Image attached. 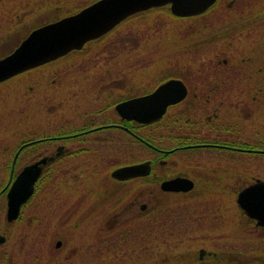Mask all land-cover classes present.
<instances>
[{
  "label": "flooded vegetation",
  "instance_id": "obj_1",
  "mask_svg": "<svg viewBox=\"0 0 264 264\" xmlns=\"http://www.w3.org/2000/svg\"><path fill=\"white\" fill-rule=\"evenodd\" d=\"M154 9L178 18L184 33L176 43L179 57L158 70V79L109 69L85 73L95 65L92 55L113 45L110 41L95 48L108 32L14 77L15 84L23 85L26 72L46 69L54 73L40 81L54 85L60 75L55 64L63 62L66 71L58 76L62 97H54L60 105L47 106L45 116L37 106L31 108L36 126L45 131L19 132L14 145L0 144L3 225L57 222L67 232L61 230L55 248L63 239L67 246L82 225H92L99 248L106 250L108 243L114 245L119 227L137 220L147 225L155 211L187 197L204 215L196 217L205 219L201 228L210 225L205 221L215 222L210 227H224L226 220L213 217L212 210L236 209L260 231L255 240L264 246V225L244 212V206L264 207V0H213L191 15H175L165 4L134 15ZM128 41L124 46L132 51ZM171 78L182 81L185 95L158 118L139 122L118 112V104L148 94ZM34 92L39 95L37 88ZM36 162L40 171L33 191L20 204L17 218L9 221V189L20 172ZM134 164H143L137 175H112ZM175 179L178 182L166 184ZM253 186L252 194L239 202L238 194ZM229 239L221 234L224 243ZM210 252L200 249L199 260L216 254Z\"/></svg>",
  "mask_w": 264,
  "mask_h": 264
},
{
  "label": "rangeland",
  "instance_id": "obj_2",
  "mask_svg": "<svg viewBox=\"0 0 264 264\" xmlns=\"http://www.w3.org/2000/svg\"><path fill=\"white\" fill-rule=\"evenodd\" d=\"M39 1L41 0H0V19H9L14 22L12 18L14 14L22 15L24 11L29 12L28 8L36 5V2ZM41 11L44 17L50 15L47 11ZM38 12L40 13V11ZM25 17L28 19L25 22L26 26L17 27L15 31L7 35L2 44L0 43V56L6 49L13 46L21 33L37 24L33 15ZM182 24L178 18L164 9H154L125 19L96 42V49L104 47L110 41H113L112 44H116V46L108 43L105 51L95 52L96 55H92L95 65L88 67L85 73L101 74L109 69L117 73L145 75L151 80L160 78V75L157 74L158 70L173 64L174 60L179 57L176 43L179 37L184 36L180 29ZM125 39L133 45L132 51L129 50V47L125 48ZM138 62L144 67L137 66ZM127 63L131 65L127 67ZM55 65H57L55 69L57 74H60L58 76L66 73L63 62ZM44 70L46 69H42L38 73L36 71L26 72L25 76L27 77L26 80H23V85L15 84L17 78L0 84V144L3 145L4 142L11 146L16 143L19 132L24 135L31 129L42 130L40 125L36 126L38 124L32 117V106H37L39 114L45 116L47 106L58 107L60 105L57 103L58 99L54 97H62V77H54L56 79L54 85H51L50 82L40 81L43 79L42 76L47 77L54 73ZM39 73L42 74L41 77L38 76ZM75 73H79V71H75ZM35 74L36 76H34ZM35 88L38 90V96L35 95ZM57 107L53 111L59 113L60 110ZM58 124L60 125V123ZM8 148L10 147L8 146ZM168 205L170 207L159 210L163 212L162 216L166 213L177 212L176 215L183 220L181 222L184 227L178 229L181 230L182 235H171L167 238L159 236L157 238L153 234L151 239L148 238V241L142 242L140 240L142 235L123 234L125 239L119 237L121 240L113 241L114 246H118L120 250L116 249L117 251L114 250L112 253H105V255L97 252V249L104 251L105 248L97 247L98 242L93 240L92 236H87L88 225L85 227L82 225L80 231L75 234L76 236L69 237L67 239L69 243L65 248L64 239L63 244L55 248L56 237H60L61 230L66 233V228L61 229V225L57 222L55 224H53L54 222L27 224L24 220L3 225V206L1 205L0 233L3 235L4 241L0 244V264H244L245 260L246 264L263 263L264 252L262 250H264V246L259 247L255 240L256 234L260 231L255 229L239 210H212L213 217L226 220L224 227L221 228L217 225L210 227L211 224L215 225V222L205 221L210 225L201 228L200 224H204L205 219L198 220L196 218L200 217L201 210L192 208L193 205H196L193 200L179 197L173 199ZM168 223L175 224L170 221ZM222 230H226V232ZM57 231L59 234H54ZM160 232L165 231L161 229ZM222 233L227 234L231 241L224 243L221 240ZM147 237L145 235V238ZM261 243L264 244L263 241ZM93 244L94 249L86 252L87 247ZM96 247L97 249H95ZM200 249L216 254L213 256L204 255L201 262L199 260ZM239 249L243 253L237 256L235 252V256L232 252ZM252 249L262 253V257H250L249 255L254 253L259 255V252H252Z\"/></svg>",
  "mask_w": 264,
  "mask_h": 264
},
{
  "label": "water",
  "instance_id": "obj_3",
  "mask_svg": "<svg viewBox=\"0 0 264 264\" xmlns=\"http://www.w3.org/2000/svg\"><path fill=\"white\" fill-rule=\"evenodd\" d=\"M212 2L213 0H95L75 13L33 28L11 52L0 58V81L54 60L70 50L81 48L85 42L98 38L135 12L169 4L171 13L191 15L203 11ZM185 91L182 81L171 78L148 94L118 104L117 110L123 116L148 122L161 116L169 104L185 95ZM38 163L25 167L12 183L6 211L7 220L18 216L20 204L31 194L40 171ZM142 168L143 164L123 166L113 171L112 175L135 176ZM175 182L178 179L166 184ZM254 189V186L249 187L239 193L238 201L242 202ZM244 212L257 219V224L264 225V207L244 206ZM3 240L4 237L0 234V242ZM59 244L60 241H57L56 246Z\"/></svg>",
  "mask_w": 264,
  "mask_h": 264
},
{
  "label": "trees",
  "instance_id": "obj_4",
  "mask_svg": "<svg viewBox=\"0 0 264 264\" xmlns=\"http://www.w3.org/2000/svg\"><path fill=\"white\" fill-rule=\"evenodd\" d=\"M91 1H93V0H91ZM91 1L90 0L89 1H80V0H41L39 2H36V5L30 6L28 8L29 12L28 11H24L22 13V15H20V13L19 14H14V16L12 17L14 22H11V20H9V19L6 20V19L1 18L0 19V43L1 44L6 40L5 38L7 37V35L9 33L13 32V31H15L17 29V27L26 26L25 22L28 19H26L25 16L33 15V18L35 20H37V24L32 26V27H30L25 32L21 33V35H19L16 38L15 42L13 43V46H10V48L6 49L2 53V55L10 52L13 49V47H15L19 43V41L31 30V28H34V27H36L38 25H41V24H43L45 22H48V21H52V20L58 19V18H60V17H62L64 15L73 13V12L77 11L78 9H80L81 7L87 5ZM23 9H25V8H23ZM41 10L47 11L48 13H50V15H48V17H44L41 14L42 13ZM38 11H40V13ZM22 28H20V29H22ZM172 74L173 73H171L169 75H172ZM164 76H168V75H164ZM176 213L177 212L174 211V213H171V214L170 213H166L164 216H162L163 212L160 211V210H157V211H155V213L153 215L151 214V217H150L149 222H148L147 225L145 223L141 222V220H137L136 222H134L133 224H130L128 226L119 227L118 230H117V239L121 240L120 238L123 237V234H127V235L130 234L132 236L134 234L136 236L142 235V237L140 238V240L142 242L148 241L153 236L154 237L156 236L157 238H159V236H166V238H167V236H171V235L180 236V235H182V232H181V230H178V229H181L182 227H184V225L181 222V221H183L182 218L178 217L176 215ZM168 221H170L172 223H175V224H170V223H168ZM190 222H187V223H190ZM171 225H173V226H171ZM161 229H163L165 232H160ZM89 235L93 237V240H95V233H94V228H93L92 225H88L87 236H89ZM145 235L148 236V237L145 238ZM89 240H91V239H89ZM106 246H107L106 250L102 252L103 255H105V253H108V254L112 253L116 249L120 250V249H118V246H114V245L110 246L109 243ZM113 246H114V248H113ZM97 247H98V244H97ZM97 247L95 249H97ZM91 249H94V244L91 245V246H88L85 251L88 252ZM254 251H256V250L252 249V252H254ZM97 252H99L98 249H97ZM235 252L237 253V256H240L243 253V251L239 249L237 251L232 252L235 256H236ZM250 256H257V254H255V253L254 254H250ZM102 257H104V256H102Z\"/></svg>",
  "mask_w": 264,
  "mask_h": 264
}]
</instances>
